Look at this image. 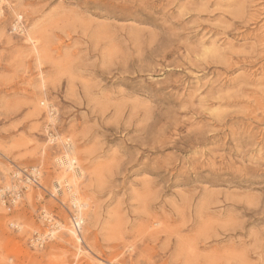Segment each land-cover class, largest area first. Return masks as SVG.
<instances>
[{"label":"rangeland","instance_id":"374dc122","mask_svg":"<svg viewBox=\"0 0 264 264\" xmlns=\"http://www.w3.org/2000/svg\"><path fill=\"white\" fill-rule=\"evenodd\" d=\"M0 264H264V0H0Z\"/></svg>","mask_w":264,"mask_h":264},{"label":"built area","instance_id":"2783aa9c","mask_svg":"<svg viewBox=\"0 0 264 264\" xmlns=\"http://www.w3.org/2000/svg\"><path fill=\"white\" fill-rule=\"evenodd\" d=\"M76 165L77 162L74 166L75 169L78 170ZM14 178L17 183L3 191V195L5 197L8 196V198L11 199L12 204H16L17 200L21 197L22 192L28 187L42 188V174L38 167H32L30 169L24 170L23 172L16 173ZM59 187V185L58 187L56 186V190H60ZM72 209L73 211L71 212L70 217L71 228L76 231V234H81L85 222L83 212L81 209L78 211L79 207L75 206L74 204ZM78 212L80 213L78 214ZM43 216L46 217L45 221L48 223L49 230L47 234H34L33 238L31 239V243L37 248H43L46 242L52 238V233L59 230V223H57L58 220L54 216H47L46 214Z\"/></svg>","mask_w":264,"mask_h":264},{"label":"bare ground","instance_id":"6f19581e","mask_svg":"<svg viewBox=\"0 0 264 264\" xmlns=\"http://www.w3.org/2000/svg\"><path fill=\"white\" fill-rule=\"evenodd\" d=\"M65 146V149H66V153L63 157L61 158H58L57 162L58 164L61 166L62 169L66 170V172H70V171H73L74 174H76L75 176H77V178H82V172H80V170H76L75 169V163L77 162V159L75 158V146L74 144L69 140L67 139V142L64 144ZM71 175V174H70ZM72 177H74L72 175ZM63 183L64 180H62ZM66 182H68L69 184L67 185V183H65V186L67 187V190H70V196H71V200H72V203L75 205V206H78L79 209L78 211L81 209L83 210L84 208V204L80 201V199L78 198V195H77V192L73 191L72 187H74V185H77L75 182L74 184H71L69 181L66 180ZM62 184V182H57L56 183V186L58 187V185L60 186V184ZM39 188V187H38ZM80 212H78L79 214ZM68 231L71 233V235L73 236V238H75L77 241H81V238L79 236V234H76V231H74L72 228H68Z\"/></svg>","mask_w":264,"mask_h":264}]
</instances>
